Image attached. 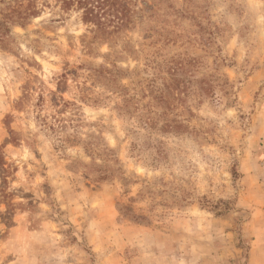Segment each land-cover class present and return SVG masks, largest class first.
<instances>
[{"label": "rangeland", "instance_id": "1", "mask_svg": "<svg viewBox=\"0 0 264 264\" xmlns=\"http://www.w3.org/2000/svg\"><path fill=\"white\" fill-rule=\"evenodd\" d=\"M20 1L0 0V264H264V0H125L110 32Z\"/></svg>", "mask_w": 264, "mask_h": 264}, {"label": "trees", "instance_id": "2", "mask_svg": "<svg viewBox=\"0 0 264 264\" xmlns=\"http://www.w3.org/2000/svg\"><path fill=\"white\" fill-rule=\"evenodd\" d=\"M28 4L24 8L23 2L20 1L13 10L17 15L28 16L35 15L38 10L34 9L36 0H27ZM61 3L63 9H70L71 6L77 4L79 8L83 9V18L86 21L94 22L97 28L102 32L108 31L109 26L112 25L113 29H120L127 24L131 16V10L129 3L124 2L125 0H56ZM115 31V30H112ZM64 106L70 105L69 102H65ZM54 123L51 124L50 128L55 134H60L67 126H74L72 123H63L62 119L55 118ZM61 146L64 145L65 141L69 140L66 137L58 135ZM108 174L99 175L100 178L106 177ZM119 209L123 217L132 219L134 221L146 220L144 215H137L134 213L130 205L120 204Z\"/></svg>", "mask_w": 264, "mask_h": 264}]
</instances>
